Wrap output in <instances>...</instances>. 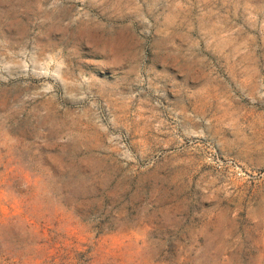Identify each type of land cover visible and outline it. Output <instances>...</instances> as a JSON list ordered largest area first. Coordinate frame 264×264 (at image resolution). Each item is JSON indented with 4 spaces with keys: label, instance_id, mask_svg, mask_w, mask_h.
<instances>
[{
    "label": "rangeland",
    "instance_id": "1",
    "mask_svg": "<svg viewBox=\"0 0 264 264\" xmlns=\"http://www.w3.org/2000/svg\"><path fill=\"white\" fill-rule=\"evenodd\" d=\"M0 264H264V0H0Z\"/></svg>",
    "mask_w": 264,
    "mask_h": 264
}]
</instances>
